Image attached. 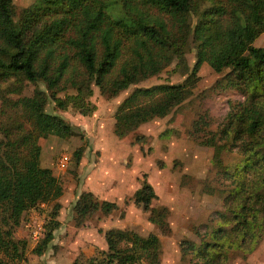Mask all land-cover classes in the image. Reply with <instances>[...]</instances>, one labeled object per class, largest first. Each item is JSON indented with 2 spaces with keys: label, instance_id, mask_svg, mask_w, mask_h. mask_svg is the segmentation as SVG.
<instances>
[{
  "label": "trees",
  "instance_id": "trees-1",
  "mask_svg": "<svg viewBox=\"0 0 264 264\" xmlns=\"http://www.w3.org/2000/svg\"><path fill=\"white\" fill-rule=\"evenodd\" d=\"M118 1L121 14L109 11L108 0H33L19 12L13 0H0V76L19 75L44 85L14 102L23 109L30 129L14 133L0 125V250L7 255L0 257V264L23 258L25 243L12 234L26 210L53 202L55 218L34 247L38 254L60 225L56 199L63 188L52 169L41 165L38 138L68 137L78 130L61 114L47 110V104L64 109L72 102L85 112L80 105L92 94L91 83L102 93L115 95L139 75L158 73L173 57L186 66L184 43L190 33L195 60L189 73L179 82L134 87L115 109L113 132L123 137L140 124L170 113L193 94L202 63L216 72L228 68L215 85L241 89L247 96L232 104L219 127L200 141L213 146L217 172L230 184L223 196V211L203 230L194 228L196 240H180L181 264H230L235 256L245 259L264 231V46L254 44L264 31V0ZM193 13H199V18L191 27ZM69 86L76 88V96H57ZM204 123L206 119L199 115L194 131H200ZM145 138L137 133L134 141ZM235 145L242 160L230 168L221 153ZM83 149L78 146L73 152L77 162ZM156 197L145 176L132 193L148 219L160 232L168 233L169 210L153 206ZM118 207L115 200L81 190L71 203V214L79 225L96 212L107 215ZM98 230L107 247L84 264L159 263L161 244L156 232ZM69 264L83 263L76 257Z\"/></svg>",
  "mask_w": 264,
  "mask_h": 264
},
{
  "label": "rangeland",
  "instance_id": "rangeland-1",
  "mask_svg": "<svg viewBox=\"0 0 264 264\" xmlns=\"http://www.w3.org/2000/svg\"><path fill=\"white\" fill-rule=\"evenodd\" d=\"M31 1L13 0L16 12ZM108 3L111 13H122L118 0H108ZM198 18L199 13L192 14L191 27ZM254 44L264 46V31ZM184 57L186 66L173 57L158 73L148 77L139 75L115 95L102 93L97 85L91 83L92 94L84 97V104L80 105L85 112L72 102L64 109L51 102L47 104V110L61 114L78 130L68 137L49 134L38 138L40 163L52 169L63 188L56 199L60 203L56 215L60 225L53 229V238L38 254L34 247L55 218L51 214L53 202L26 210L12 234L20 244L25 243L24 255L13 260L12 264H69L76 257L84 264L99 249H106L104 234L98 228L105 230L110 227L134 229L143 235L156 232L161 244L158 264L182 263L180 240L184 237L196 240L194 228L203 230L219 211H223V196L230 184L217 172L212 159L213 146L203 144L200 139L210 136L209 133L219 127L232 104L244 100L247 93L234 87H217L216 80L229 69L216 72L204 62L198 70L199 80L193 94L166 116L152 118L123 137L115 135L113 124L117 105L134 87L179 82L189 73L195 60L191 33L184 43ZM43 88L42 82H32L19 75L0 76V125L12 128L14 133L30 129L23 109L14 102L21 96L31 95L35 89ZM76 95L77 90L72 86L57 93L61 98ZM199 115H203L206 123L202 124L200 131H194L193 122ZM137 133L146 138L134 141ZM78 146L84 149L77 162L73 152ZM61 153L67 155L64 166L58 163ZM241 155L235 145L223 150L221 158L234 168L241 162ZM144 176L157 194L151 204L165 206L169 210L168 233L160 232L148 219V212L132 198ZM81 190H91L99 198L115 200L119 207L107 215L96 212L78 225L71 214V203ZM39 224L41 235L33 239L31 230ZM259 234L256 246L246 258L235 256L230 264H264V231ZM0 257L6 259L7 255L0 250Z\"/></svg>",
  "mask_w": 264,
  "mask_h": 264
},
{
  "label": "built area",
  "instance_id": "built-area-1",
  "mask_svg": "<svg viewBox=\"0 0 264 264\" xmlns=\"http://www.w3.org/2000/svg\"><path fill=\"white\" fill-rule=\"evenodd\" d=\"M67 161V155L65 153H61L59 159H58V163L60 166H64V164L66 163ZM28 226L31 227L32 224L29 222L28 223ZM31 235H32V238L33 239H38L41 235V226L39 224L38 227L34 228L31 230Z\"/></svg>",
  "mask_w": 264,
  "mask_h": 264
},
{
  "label": "crops",
  "instance_id": "crops-1",
  "mask_svg": "<svg viewBox=\"0 0 264 264\" xmlns=\"http://www.w3.org/2000/svg\"><path fill=\"white\" fill-rule=\"evenodd\" d=\"M259 37V36H258Z\"/></svg>",
  "mask_w": 264,
  "mask_h": 264
}]
</instances>
